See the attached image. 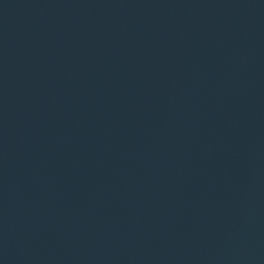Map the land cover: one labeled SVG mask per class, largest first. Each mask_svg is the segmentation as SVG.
Wrapping results in <instances>:
<instances>
[{
  "label": "water",
  "instance_id": "obj_1",
  "mask_svg": "<svg viewBox=\"0 0 264 264\" xmlns=\"http://www.w3.org/2000/svg\"><path fill=\"white\" fill-rule=\"evenodd\" d=\"M0 264H264V0H0Z\"/></svg>",
  "mask_w": 264,
  "mask_h": 264
}]
</instances>
